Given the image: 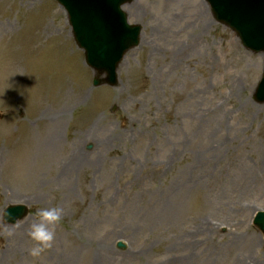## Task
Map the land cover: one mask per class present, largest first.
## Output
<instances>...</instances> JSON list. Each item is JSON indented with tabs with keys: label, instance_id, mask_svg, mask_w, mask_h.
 <instances>
[{
	"label": "rangeland",
	"instance_id": "obj_1",
	"mask_svg": "<svg viewBox=\"0 0 264 264\" xmlns=\"http://www.w3.org/2000/svg\"><path fill=\"white\" fill-rule=\"evenodd\" d=\"M124 8L140 44L94 87L55 0H0V264H264V55L204 0ZM13 203L30 214L6 224ZM52 207L55 240L32 257Z\"/></svg>",
	"mask_w": 264,
	"mask_h": 264
},
{
	"label": "clouds",
	"instance_id": "obj_2",
	"mask_svg": "<svg viewBox=\"0 0 264 264\" xmlns=\"http://www.w3.org/2000/svg\"><path fill=\"white\" fill-rule=\"evenodd\" d=\"M62 211L58 207L37 210L38 222H34L28 232L30 239L34 242L29 249V254L32 257H40L45 250L52 246L55 240V228L61 220Z\"/></svg>",
	"mask_w": 264,
	"mask_h": 264
},
{
	"label": "water",
	"instance_id": "obj_3",
	"mask_svg": "<svg viewBox=\"0 0 264 264\" xmlns=\"http://www.w3.org/2000/svg\"><path fill=\"white\" fill-rule=\"evenodd\" d=\"M69 11L72 13L74 12L70 7H69ZM250 14L251 13H249V15ZM85 15H86L85 13L82 14L83 18H85ZM78 16H79L78 14L72 15V23L75 26V31H76V28L78 30V32H76V39L81 45H84V46L86 45L85 43L90 42L89 46H85L87 48V55H88L87 60L93 67L98 68L99 72H102L103 70H102V68H100V64H99L101 61V58L99 56L100 46L98 43L99 42L102 43L100 35H99L98 31H96V30H91V29L87 30L86 27H84L85 22L83 21L81 23ZM116 65H117V63H116ZM114 67H115V63H114ZM114 77H116L114 74V71L111 72L109 70V74L106 78V81L109 83H115V82H113ZM100 82H102V80L101 81L99 80V83ZM21 209L22 208L9 207L6 211L7 217L12 221H15L17 218L24 217V215H26V213H27V210H26V208H24V213H23V215L20 216ZM262 224H263V218H262Z\"/></svg>",
	"mask_w": 264,
	"mask_h": 264
},
{
	"label": "bare ground",
	"instance_id": "obj_4",
	"mask_svg": "<svg viewBox=\"0 0 264 264\" xmlns=\"http://www.w3.org/2000/svg\"><path fill=\"white\" fill-rule=\"evenodd\" d=\"M198 6L199 7H201V3L200 4H198ZM200 16H202V14H200ZM25 159V161H27L28 160V154L26 155V156H24V158H23V160Z\"/></svg>",
	"mask_w": 264,
	"mask_h": 264
}]
</instances>
